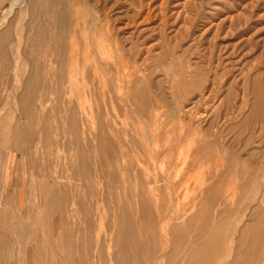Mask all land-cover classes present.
Segmentation results:
<instances>
[{
	"label": "rangeland",
	"instance_id": "1",
	"mask_svg": "<svg viewBox=\"0 0 264 264\" xmlns=\"http://www.w3.org/2000/svg\"><path fill=\"white\" fill-rule=\"evenodd\" d=\"M1 1L0 264H264V0Z\"/></svg>",
	"mask_w": 264,
	"mask_h": 264
},
{
	"label": "bare ground",
	"instance_id": "2",
	"mask_svg": "<svg viewBox=\"0 0 264 264\" xmlns=\"http://www.w3.org/2000/svg\"><path fill=\"white\" fill-rule=\"evenodd\" d=\"M38 1H39V0H32V1H30L29 4H30L31 8H32L33 6H35L34 8H36V3H37ZM40 1H41V0H40ZM42 1H43V0H42ZM53 1H55V0H48L47 5L52 4ZM27 2H28V0H18V2H17L18 4H17V5H22L23 3H27ZM43 2H45V1H43ZM62 2H63V1H62ZM62 2H61V3H62ZM66 3H67V2H66ZM45 4H46V3H45ZM57 4H58V3H57ZM59 4H60V3H59ZM25 5H26V4H25ZM37 5H38V4H37ZM47 5H46V7H48ZM53 5H54V4H53ZM60 5H61V4H60ZM30 6H29V7H30ZM25 7H26V6H25ZM40 7H41V8H42V7L44 8V6H42V5H40ZM14 8H15V7H14ZM37 8H38V7H37ZM52 8L55 9V7H52ZM59 8H60V6H59ZM59 8H58V9H59ZM64 8H67V7H64ZM38 9H39V8H38ZM38 9H37V10H38ZM45 9H46V8H45ZM45 9H44V10H45ZM70 9H71V8H70ZM47 10L49 11V10H52V9H49V7H48ZM61 10H62V12L59 11V13H63V8H62ZM42 11H43V10H42ZM55 11H56V10H55ZM55 11H54V12H55ZM65 12H66V11H65ZM7 13H8V12H5V13H4L3 18H5L6 15H8ZM49 13H51V11H49ZM49 13H48V14H49ZM52 13H53V11H52ZM55 13H56V12H55ZM57 13H58V12H57ZM57 13H56V14H57ZM57 15H58V14H57ZM60 15H61V14H60ZM64 15H65V14H64ZM35 16H36V15H35ZM41 16H43L42 13H41ZM46 16H47V14H46ZM46 16H45V17H46ZM48 16H49V15H48ZM48 16H47V17H48ZM58 16H59V15H58ZM62 16H63V15H62ZM43 17H44V16H43ZM47 17H46V18H47ZM59 17H60V16H59ZM56 18H57V17H56ZM64 18H65V17H64ZM66 18H67V17H66ZM48 19L51 20L50 17H49ZM57 19H58V18H57ZM7 20H8V19H7ZM7 20H6V22H7ZM58 21H59V19H58ZM52 22H53V21H52ZM55 22L57 23V20H56V19H55ZM59 22H60V21H59ZM1 23H2V22H0V25H1ZM34 23H35V22H34ZM56 23L54 24L55 26L57 25ZM61 23H62V22H61ZM67 23H68V22H67ZM39 24H40V23H39ZM31 25H32V24H31ZM67 25H68V24H67ZM40 26H41V25H40ZM40 26H39V27H40ZM39 27L36 28L37 31L39 30ZM53 27H54V26H53ZM58 27H59V26H58ZM64 27L66 28V27H68V26H65V25H64ZM64 27H63V25L61 26L62 29H63ZM57 29H58V28H57ZM46 30H47V29H46ZM53 30H54V29H53ZM58 30H59V29H58ZM66 30H67V28L65 29V31H66ZM37 31H36V33H37ZM43 31H44V30H43ZM54 32H55V31H54ZM40 33H42V32H40ZM46 33H48V32L46 31L45 34H46ZM42 34H43V33H42ZM42 34H41V35H42ZM55 34H56V32L54 33V35H55ZM57 34H58V32H57ZM65 34H66V33H65ZM38 35H39V34H38ZM54 35H53V36H54ZM66 35H67V34H66ZM35 36H36V35H35ZM55 36H56V35H55ZM57 36H58V35H57ZM57 36H56V37H57ZM44 37H45V36H44ZM58 37H59V36H58ZM66 37H67V36H66ZM29 38H30V37H29ZM39 38H40V40H42V41H40V42H43V39H42L40 36H39ZM39 38H38V39H39ZM32 39H33V38H32ZM32 39H31V40H32ZM36 39H37V37H36ZM44 39H45V38H44ZM63 39H67V38H64V37H63ZM34 40H35V39H34ZM60 40H61V39H60ZM37 41H38V40H37ZM30 42H31V41H30ZM32 42H33V40H32ZM38 42H39V41H38ZM34 43H36V45L38 44L37 42H33V44H34ZM59 43H60V42H59ZM60 44H61V43H60ZM64 44H65V43H64ZM64 44H63V45H64ZM66 45H67V44H66ZM31 46H32V44H31ZM37 46H38V45H37ZM33 47H34V46H33ZM33 47H32V48H33ZM35 47H36V46H35ZM35 47H34V48H35ZM32 48H31V50H32ZM37 48H38V47H36V49H37ZM63 49H64V46H63ZM34 50H35V49H34ZM34 50H33V51H34ZM33 51H32V52H33ZM67 51H68V50H67ZM67 51H66V52H67ZM74 51H75V50H74ZM36 52H37V51H36ZM87 52H88V51H87ZM62 54H63V53H62ZM66 54H67V53H66ZM87 54H88V57H89V52H88ZM87 54H83V56H82V62H83L82 65H78L79 67H77V64H76V69L78 68V71L75 70V72L77 71L76 75H77V74H78V76L80 75V77L83 78L82 81L88 79V78H87L88 71H89V69H88V62H90V60H89V58H87V56H86ZM33 55H34V54H33ZM33 55H31V56H33ZM72 55L75 56L73 53H72ZM148 55H149V54H148ZM57 56H58V55H57ZM63 56H64V55H63ZM63 56H62V58H63ZM66 56H67V55H66ZM80 56H81V55H80ZM93 57H94V56H92V57L90 56L91 59H92ZM95 57H96V56H95ZM31 58H32V57H31ZM59 58H60V57H59ZM69 58H70V57H69ZM93 59H94V58H93ZM95 59H96V58H95ZM64 60H66V59L64 58L63 60L61 59L60 61H58V62H60V63H58L59 66L57 65V66H58V67H57L58 70H57L56 72H54L53 79H52V78H51V79L54 80V81H56V84H58V85H59V84L62 85V84H64L65 82H68V83H70V85H72L73 83H75V82H72V84H71L72 77L74 76V71H73V69H72V70L69 69L70 72H69V71H68L69 73L66 72V70H68V67H67V69H66L65 66H66V64L69 63V62L67 61V63H66V62H64ZM73 60H74V59H73ZM77 60H78V58H77ZM53 61H54V58H53ZM53 61H50V62H53ZM74 61H75V60H74ZM101 61H102V60H101ZM97 62H98V61H97ZM105 62H106V61H105ZM76 63H77V62H76ZM53 64H54V63H52V65H53ZM69 64H70V63H69ZM106 64H107V62H106ZM36 65H37V64H36ZM52 65H51V66H52ZM108 65H109V64H108ZM67 66H69V65L67 64ZM102 66H105V64L102 65ZM109 66H110V65H109ZM49 67H50V66H49ZM71 67H72V66H71ZM97 67H98V65H95V64H94V66L92 65V66L90 67V70H91V72L93 73V75H96L95 73L97 72V69H98ZM51 68H52V69H50V70H53V69H54L53 66H52ZM103 68H105V67H103ZM109 68H110V67H109ZM34 69H35V68H34ZM36 69H37V67H36ZM55 69H56V68H55ZM106 69H108V67H106ZM34 71L37 72V70H34ZM100 71H101V70H100ZM109 71H110V70H109ZM106 72H108V71H106ZM66 73H67V77H66ZM35 74H37V73H35ZM35 74H34V75H35ZM37 75H38V74H37ZM32 76H33V75H32ZM49 76H51V75H49ZM75 77H76V76H75ZM66 78H67L68 80H67ZM92 78H94V77L92 76ZM77 79H78V78H77ZM74 80H75V78H74ZM74 80H73V81H74ZM78 80H79V79H78ZM76 81H77V80H76ZM88 81H89V80H87V83H88ZM90 82H91V81H89V83H90ZM34 84H35V83H34ZM51 84H52V83H51ZM79 84H80V83H79ZM83 84H84V83H83ZM85 84H86V83H85ZM87 85H88V84H87ZM89 85H90V84H89ZM134 85H135V84H134ZM37 86H38V85H37ZM52 86H53V84H52ZM52 86H49V88H52ZM68 86H69V84H68ZM79 86H80V85H79ZM34 87H35V86H34ZM70 87H72V86H70ZM73 87H75V88L77 89V86H76V85L74 86V84H73ZM73 87H72V88H73ZM88 87H90V86H87V88H88ZM135 87H136V86H135ZM47 88H48V87H47ZM58 88H59V87H58ZM58 88H57V89H58ZM72 88H71V89H72ZM78 88H80V87H78ZM34 89H35V88H34ZM69 89H70V88H69ZM76 89H75V90H76ZM90 89H91V88H90ZM58 90H59V89H58ZM65 90H66V89H65ZM73 90H74V88H73ZM33 91H34V90H33ZM70 91H71V90H70ZM31 92H32V91H31ZM79 92H80V90H79V91L76 90V93H73V92H72V93H70V95H72V94H77V95H78ZM81 92H82V91H81ZM88 92H90V91H88ZM91 92H92V89H91ZM33 93H34V92H33ZM35 94H36V93H35ZM64 94H65V93H64ZM87 94H88V93H87ZM90 94H92V93H89V95H90ZM31 95H32V93H31ZM33 95H34V94H33ZM79 95H80V94H79ZM63 97H64V96H63ZM71 97H72V99L69 100L68 102H70V101H72V100L74 99L73 96H71ZM74 97H75V96H74ZM90 97H91V96H90ZM92 97H93V96H92ZM127 97H128V95H127ZM130 97H131V96H130ZM51 99H52V97H51ZM51 101H52V100H51ZM64 101H65V99H64ZM65 102H66V101H65ZM68 102H67V104H71V102H70V103H68ZM50 103H51V102H50ZM56 103H57V102H56ZM56 103H52V104H56ZM63 103H64V102H63ZM72 104H73V102H72ZM76 104H77V103H76ZM49 105H50V104H49ZM32 106H33V103H32ZM32 106H31V107H32ZM42 106H43V105H42ZM60 106H61V105H60ZM64 106H65V105H64ZM69 106H70V105H69ZM212 108H213V107H212ZM70 109H71V108H70ZM76 109H77V108H76ZM67 110H69V109L67 108ZM182 110H183V109H182ZM78 112H79V109H78V111H77L76 113H78ZM76 113H75V114H76ZM65 114H67V113H65ZM68 114H70V113H68ZM44 115H45V114H44ZM54 115H56V114H54ZM76 115L80 116L79 113L76 114ZM30 116H31V115H30ZM64 116H66V115H64ZM70 117H72V116H70ZM67 118H69V116H68ZM73 118H74V117H73ZM65 119H66V118H65ZM70 120H71V118H70ZM68 122H69V121H68ZM72 122H73V121H72ZM72 122H71V123H72ZM69 123H70V122H69ZM18 143H19V139L16 140L15 146H17ZM23 151H24V150H23ZM23 151H22V152H23ZM33 157H34V156H33ZM34 161H35V160H34ZM37 161H38V160H37ZM10 162H11V161H10ZM8 163H9V161H8ZM100 164H102V163H100ZM8 165H9V164H8ZM34 165H36V163H35ZM36 166H38V165H36ZM103 166H104V165H103ZM36 168H37V167H36ZM42 168H43V167H42ZM43 169H44V168H43ZM87 170H88V169H87ZM87 170H86V172H87ZM45 171H46V170H45ZM88 171H89V170H88ZM37 172H38V171H37ZM39 172H40V171H39ZM79 173H80V172H79ZM87 173H89V176H90V172H87ZM43 174H44V172H43ZM78 175H79V174H78ZM45 176H46V175H44L43 177H45ZM83 176H84V175H83ZM83 176H81V177H83ZM85 176H86V175H85ZM85 176H84V178H85ZM81 177H80V179H83V178H81ZM87 177H88V176H87ZM87 177H86V178H87ZM258 177H259V176H258ZM58 178H59V177H58ZM45 179H46V178H45ZM45 179H44V180H45ZM56 179H57V178H56ZM51 181H52V180H51ZM248 181H249V180H248ZM40 182H41V181H40ZM48 182H49V181H48ZM53 182H54V181H53ZM257 182H258V181H257ZM58 183H59V182H58ZM58 183L56 182L57 185H58ZM60 183H61V182H60ZM26 184H27V181H26ZM30 184H31V183H30ZM40 184H41V183H40ZM53 184H54V183H53ZM53 184H52V185H53ZM65 184H67V183H65ZM2 185H3V184H2ZM16 185H17V184H16ZM57 185H56V186H57ZM255 185H256V184H255ZM37 187H38V186H37ZM57 187H58V186H57ZM10 188H11V187H10ZM25 188H26V187H25ZM50 188H51V185H50V187H49V190H50ZM81 188H82V187H81ZM47 189H48V188H47ZM52 189H53V188H52ZM75 189H76V187H75ZM78 189H79V188H78ZM84 189H85V188H84ZM84 189H83V191H84ZM259 189H260V188H259ZM61 190H62V189H61ZM80 190H82V189H80ZM25 191H26V190H25ZM34 191H35V189H34ZM36 191H37V190H36ZM36 191H35V192H36ZM53 191H54V190H53ZM63 191H64V190H63ZM45 192H46V191H45ZM68 192H69V191H68ZM77 192H78V190H77ZM12 193H13V192H12ZM15 193H16V196H15V197H16V199H17L19 205L22 206V205L24 204V202H26V201H25V200H26V196H25L26 192H24L23 190H18V191L15 192ZM6 194H7V193H6ZM62 195H63V193H62ZM73 195H74V194H73ZM3 196H4V193H3ZM10 196H11V195H10ZM28 196H29V195H28ZM65 196H66V195H65ZM68 196H69V195H68ZM75 196H77V195H75ZM7 197H8V196H7ZM13 197H14V196H12L11 198H13ZM15 197H14V198H15ZM36 197H37V196H36ZM36 197H34V199H35ZM44 197H45V195H44ZM255 197H256V196H255ZM255 197H254L253 199H255ZM9 198H10V197H9ZM38 198H39V197H38ZM57 198H58V197H57ZM61 198L64 199V197H61ZM71 198H72V196H71ZM5 199H7V198H5ZM45 199H47V198H45ZM62 199H61V200H62ZM74 199H75V198H74ZM7 200H8V199H7ZM9 201H11V200L9 199ZM12 201H13V200H12ZM15 201H16V200H15ZM35 201H36V200H35ZM64 201H65V200H63L62 202H64ZM67 201H68V199L66 200V202H67ZM254 201H255V200H254ZM2 202L4 203L5 201H2ZM37 202H38V201H37ZM46 202H47V201H46ZM75 202H76V201H74V206L77 205V204H75ZM78 202H79V201H78ZM3 203H2V204H3ZM14 203H15V202H14ZM64 203H65V202H64ZM64 203H61V204L63 205ZM250 203H251V202H250ZM250 203H249V204H250ZM35 204H36V202H35ZM42 204H43V203H42ZM9 205L12 206V204H9ZM30 205H31V204H30ZM72 205H73V204H72ZM81 205H82V204H81ZM81 205H79V206H81ZM23 206H24V205H23ZM26 206H27V205H26ZM28 206H29V205H28ZM52 206H53V205H52ZM74 206H72V207H74ZM83 206H84V205H83ZM242 206H243V205H242ZM1 207H2V206H1ZM12 207H13V206H12ZM14 207H15V206H14ZM17 207H18V205H17ZM34 207H35V205H34ZM15 208H16V207H15ZM29 208H31V207H29ZM36 208H37V207H36ZM36 208H34V209L36 210ZM38 208H39V207H38ZM43 208H44V207H43ZM70 208H71V207H70ZM70 208H69V209H70ZM74 208H75V207H74ZM76 208H77V207H76ZM78 208H79V207H78ZM78 208H77V209H78ZM80 208H81V207H80ZM80 208H79L78 212L83 213L82 210H80ZM185 208H186V207H185ZM13 209H14V208H13ZM39 209H40V208H39ZM48 209H50V208H47V211H45L46 209L43 210V211H45V212L48 213V211H49ZM55 209H56V208H55ZM81 209H82V208H81ZM26 210H27V209H26ZM26 210H25V211H26ZM71 210H72V215H71V216L75 215L76 212H75V214L73 213V210H74V209L72 208ZM12 211H13V210H12ZM12 211H11V212H12ZM14 211H16V209H15ZM68 211H70V210H68ZM76 211H77V210H76ZM23 212H24V211H23ZM78 212H77V213H78ZM244 212H245V211H244ZM9 213H10V212H9ZM13 213H14V212H13ZM16 213H17V212H16ZM27 213L29 214V212H27ZM53 213H54V212H53ZM70 213H71V212H70ZM242 213H243V212H242ZM10 214H11V213H10ZM31 214H32V213H31ZM20 215H21V214H20ZM32 215H33V214H32ZM47 215H48V214H47ZM77 215H79V214H77ZM16 216H17V215H16ZM23 216H24V214H23ZM26 216H27V215H26ZM81 216H82V215H81ZM239 216H240V215H239ZM12 217H15V216H12ZM12 217H11V218H12ZM21 217H22V216H21ZM24 217H25V216H24ZM39 217H40V216H39ZM49 217H50V216L48 215V218H49ZM21 219H22V218H21ZM72 219H73V218H72ZM239 219H240V218H239ZM15 220H17V219H15ZM49 220H50V218H49ZM39 221H40V220H39ZM221 221H222V220H221ZM90 222H91V221H90ZM8 223H9V222H8ZM19 223H20V222H19ZM40 223H41V222H40ZM45 223H47V222H45ZM49 223H50V221H48V224H49ZM53 223H54V222H53ZM53 223H52V224H53ZM15 224H16V223H15ZM44 225H45V224H44ZM37 226H38V225H37ZM47 226H48V225H47ZM47 226H46V227H47ZM66 226H67V225H66ZM44 227H45V226H44ZM63 227H65V223H64V226H63ZM13 228H14V227H13ZM15 228H16V226H15ZM38 228H39V226H38ZM69 228H70V227H69ZM8 229H9V227H8ZM39 229H40V228H39ZM47 229H48V228H47ZM47 229H46V230H47ZM49 229H50V228H49ZM1 230H3V229H1ZM51 230H52V228H51ZM58 230H59V228H58ZM63 230H65V229L63 228ZM67 230H68V228H67ZM39 231L41 232V230H39ZM52 231H53V230H52ZM11 232H12V231H11ZM16 232H17V231H15V233H16ZM47 232H48V231H47ZM47 232H46V233H47ZM67 232L69 233L70 230L67 231ZM65 233H66V230H65ZM3 234H4V233H3ZM8 234H9V233H8ZM39 234H41V233H39ZM59 234H60V233H59ZM52 235H53V234H52ZM64 235H67V234H64ZM64 235L62 234V237H63ZM10 236H11V235H10ZM41 236H42V235H41ZM45 236H46V234H45ZM47 236H48V235H47ZM47 236H46V237H47ZM54 236H55V235H54ZM60 236H61V234H60ZM38 237H40V236L38 235ZM50 237H51V235H50ZM52 237H53V236H52ZM52 237H51V238H52ZM55 237H56V236H55ZM67 237H68V235H67ZM216 237H217V236H216ZM219 237H220V235H219ZM219 237H218V238H219ZM228 237H229V236H228ZM53 238H54V237H53ZM218 238H217V242H218V240H219ZM238 238H239V237H238ZM61 239H62V238H61ZM211 239L214 240V235L211 236ZM227 239H228V238H227ZM40 240H41V239H40ZM40 240H39V241H40ZM143 240H144V239H143ZM228 240H229V239H228ZM228 240H227V241H228ZM260 240H261V239H260ZM262 240H263V239H262ZM3 241H4V240H3ZM57 241H58V239H57ZM57 241H56V243H57ZM60 241H61V240H60ZM62 241L64 242V239H62ZM4 242H5V241H4ZM45 242H46V240H45ZM232 242H233V241H232ZM59 243H60V242H59ZM39 244H40V243H39ZM68 244H69V243H68ZM147 244H148V243H147ZM218 244H219V243H218ZM4 245H5V244H4ZM40 245H41V244H40ZM50 245H51V244H50ZM193 245H194V244H193ZM2 246H3V243H2ZM47 246H48V245H47ZM56 246H57V245H56ZM63 246H64V245H63ZM63 246L61 245L62 249H64V251H65V248H64ZM194 246H195V245H194ZM10 247H11V246H10ZM10 247H9V248H10ZM37 247H38V245H37ZM48 247H50V246H48ZM57 247H59V245H58ZM226 247H227V246H226ZM12 248H13V247H12ZM40 249H42V248H40ZM50 249H51V247H50ZM228 249H229V248H228ZM230 249H231V248H230ZM0 250H1V249H0ZM45 250H46V248H45ZM55 250H56V249H55ZM199 250H200V249H198V251H197L198 253L201 252V250H200V251H199ZM2 251H3V250H2ZM64 251L62 250V253H64ZM213 251H214V250H213ZM44 252H45V251H44ZM39 253H40V252H39ZM68 253H69V251H68ZM99 253H101V252H99ZM43 254H44V253H43ZM39 255H40V254H39ZM63 255H64V254H63ZM70 255H71V254H70ZM122 255H123V254H122ZM191 255H192V254H191ZM119 256H120V254H119ZM124 256H125V255H124ZM2 257H3V256H2ZM109 257H110V256H109ZM122 257H123V256H122ZM16 258H17V256H16ZM68 258H69V257H68ZM72 258H73V257H72ZM124 258H125V257H124ZM99 259H100V257H99ZM125 259H126V258H125ZM125 259L121 260V262L124 261ZM226 259H227V258H226ZM2 260H3V259H2ZM44 260H46V259H44ZM44 260H43V261H44ZM61 260H62V259H61ZM61 260H60V261H61ZM69 260H70V259H69ZM110 261H111V260H110ZM125 261H126V260H125ZM41 262H42V261H41ZM44 262H45V261H44ZM48 262H49V261H48ZM62 262H63V261H62ZM73 262H74V261H73ZM94 262H95V261H94ZM98 262L100 263V261H98ZM112 262H113V261H112ZM245 262H246V261H245ZM249 262H250V261H249ZM69 263H71V262H69ZM99 263H98V264H99ZM110 263H111V262H110ZM114 263L117 264V262H115V261H114ZM124 263H127V262H124ZM48 264H49V263H48ZM64 264H65V263H64ZM83 264H84V263H83ZM91 264H92V263H91ZM101 264H102V263H101ZM121 264H123V262H122ZM198 264H206V263H205V261L202 260V261H201L200 263H198Z\"/></svg>",
	"mask_w": 264,
	"mask_h": 264
},
{
	"label": "crops",
	"instance_id": "3",
	"mask_svg": "<svg viewBox=\"0 0 264 264\" xmlns=\"http://www.w3.org/2000/svg\"><path fill=\"white\" fill-rule=\"evenodd\" d=\"M1 2H2V1L0 0V6H1Z\"/></svg>",
	"mask_w": 264,
	"mask_h": 264
}]
</instances>
